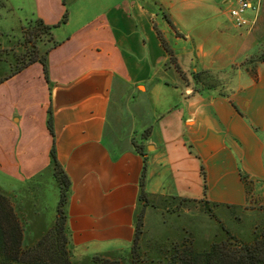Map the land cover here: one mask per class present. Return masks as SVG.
<instances>
[{
	"label": "crops",
	"instance_id": "1",
	"mask_svg": "<svg viewBox=\"0 0 264 264\" xmlns=\"http://www.w3.org/2000/svg\"><path fill=\"white\" fill-rule=\"evenodd\" d=\"M250 2L239 27L235 0H0L3 35L53 25L47 78L34 61L0 82V186L53 177V144L79 256L130 245L140 183L243 205L264 180V0ZM231 67L220 85L201 76Z\"/></svg>",
	"mask_w": 264,
	"mask_h": 264
},
{
	"label": "rangeland",
	"instance_id": "2",
	"mask_svg": "<svg viewBox=\"0 0 264 264\" xmlns=\"http://www.w3.org/2000/svg\"><path fill=\"white\" fill-rule=\"evenodd\" d=\"M5 15H8L6 9L0 8V29L11 26V23L6 24L10 19ZM21 26L27 31L32 29V24L26 21L9 35H0L1 54L9 60L11 67L20 62L21 58L16 55L21 56L29 47L22 41ZM47 38L42 34L36 40L40 52L44 51ZM233 74L234 67H231L221 73H202L201 76L206 83L220 85ZM263 174L259 178H263ZM246 189V202L241 206L212 204L205 199L151 196L150 204L143 208L138 206L136 210V215L140 210L143 213L139 239L142 256L153 254L160 244L180 240L182 236L185 242L193 241L197 248L220 239L232 245L249 241L254 231L264 226V180L246 181ZM0 192L8 197L20 219L25 241L34 242L46 233L53 223L58 200V185L52 176H41L7 189L0 186ZM128 247L114 252L127 253ZM69 257L72 264H88L90 256L75 255L69 249Z\"/></svg>",
	"mask_w": 264,
	"mask_h": 264
},
{
	"label": "trees",
	"instance_id": "3",
	"mask_svg": "<svg viewBox=\"0 0 264 264\" xmlns=\"http://www.w3.org/2000/svg\"><path fill=\"white\" fill-rule=\"evenodd\" d=\"M27 24H32V29L27 31L21 26L22 41L29 47L21 56L16 55V58L21 59L15 67H11V63L2 56L0 49V82L34 61L42 64L44 76L47 78L48 49L45 48L43 52H40L36 40L40 35L45 34L48 38L44 43L50 41L53 25L44 23L40 18L28 20ZM0 35L3 33L0 32ZM254 57L256 60H264V51ZM47 125L52 134L50 116H48ZM50 158L52 175L58 185V200L52 225L37 240L31 243L24 240L20 219L8 197L0 192V264H72L69 257L64 211L70 181L56 159L53 144L50 149ZM201 173L205 188L203 166H201ZM138 200L142 208L151 203L150 197L143 189V183H140ZM206 202L209 201L206 200ZM212 204L217 203L212 202ZM142 215L140 210L135 217L134 235L127 253L116 254L114 250H110L93 254L89 257L88 264H264V229H262L264 226L254 231L249 241L238 244L232 245L220 239L203 248H197L193 241L185 242L182 236L180 240H169L160 244L156 252L143 257L139 249Z\"/></svg>",
	"mask_w": 264,
	"mask_h": 264
},
{
	"label": "built area",
	"instance_id": "4",
	"mask_svg": "<svg viewBox=\"0 0 264 264\" xmlns=\"http://www.w3.org/2000/svg\"><path fill=\"white\" fill-rule=\"evenodd\" d=\"M235 6L231 7L229 13L236 26L247 24V19L244 16L248 8L252 7L250 0H235Z\"/></svg>",
	"mask_w": 264,
	"mask_h": 264
}]
</instances>
